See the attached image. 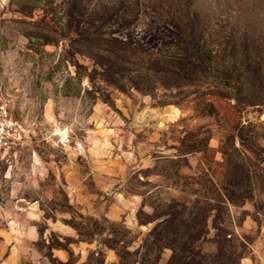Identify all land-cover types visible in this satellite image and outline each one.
<instances>
[{
	"label": "rangeland",
	"instance_id": "1",
	"mask_svg": "<svg viewBox=\"0 0 264 264\" xmlns=\"http://www.w3.org/2000/svg\"><path fill=\"white\" fill-rule=\"evenodd\" d=\"M195 14L216 52L264 58V0H0V90L20 134L0 149V264L138 261L173 200L217 201L242 164L254 192L228 228L248 244L239 264H264V106L218 100L219 81L163 79L136 56L125 69L80 35L118 31L148 56ZM137 71L146 92L131 88Z\"/></svg>",
	"mask_w": 264,
	"mask_h": 264
},
{
	"label": "trees",
	"instance_id": "2",
	"mask_svg": "<svg viewBox=\"0 0 264 264\" xmlns=\"http://www.w3.org/2000/svg\"><path fill=\"white\" fill-rule=\"evenodd\" d=\"M194 18L182 22L180 32L171 43V49L160 50L148 56L134 44L114 37L118 31H110L109 36L105 35L107 33H96L98 35L90 37V33L85 35L81 31L80 35L85 43H91L94 50L102 51L109 60L112 61V55H118L117 58L126 64L125 69L129 70L126 63L129 57L136 56L135 58H140L153 68L150 70L162 74L163 79L175 77L177 80L185 79L192 83L194 79L205 78L207 81L211 80L212 84L219 81L221 87L218 88L224 92L216 96L218 100H234L236 106H264L262 101H251L253 94H258L261 99L264 97V58H254L245 52H216L199 29L201 16L195 14ZM89 26L94 30L98 28L96 25ZM245 46L248 50V45ZM95 66L100 67L104 73L107 72V65L96 62ZM137 73L139 76H136V79L141 80L134 81L131 88L146 92L145 87L141 86L146 82V78L140 75V71ZM177 85L182 86L180 83ZM240 176L239 179L222 186V194L217 201L208 198H205L203 203L199 199L195 202L187 199L173 200L161 216L153 221L156 222L155 226L135 254L136 257L140 256L138 261L131 263L128 257L131 256L130 253L128 256L118 253L119 264H159L166 250L172 252L167 264H239L245 257L244 250L248 244L240 241L229 230L228 210L230 206L244 205L252 198L254 192L245 164H242ZM201 203L204 206L200 207ZM189 205L194 209L192 212L188 211ZM212 212H215V215L211 227L216 234L209 239ZM142 222L140 220V223ZM209 241L214 245L210 255L205 253L203 248Z\"/></svg>",
	"mask_w": 264,
	"mask_h": 264
},
{
	"label": "built area",
	"instance_id": "3",
	"mask_svg": "<svg viewBox=\"0 0 264 264\" xmlns=\"http://www.w3.org/2000/svg\"><path fill=\"white\" fill-rule=\"evenodd\" d=\"M17 135L20 136L16 123L10 115L0 90V149L10 147L13 144L12 140H15Z\"/></svg>",
	"mask_w": 264,
	"mask_h": 264
},
{
	"label": "bare ground",
	"instance_id": "4",
	"mask_svg": "<svg viewBox=\"0 0 264 264\" xmlns=\"http://www.w3.org/2000/svg\"><path fill=\"white\" fill-rule=\"evenodd\" d=\"M175 113L171 109L162 110L155 114V118H157L160 122H162L166 117H174ZM137 124V123H136ZM139 125V124H138Z\"/></svg>",
	"mask_w": 264,
	"mask_h": 264
}]
</instances>
